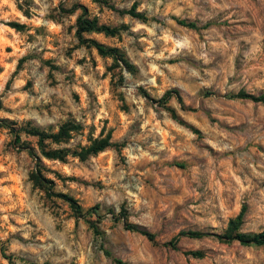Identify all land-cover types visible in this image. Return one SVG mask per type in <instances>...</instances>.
<instances>
[{"label":"rangeland","instance_id":"rangeland-1","mask_svg":"<svg viewBox=\"0 0 264 264\" xmlns=\"http://www.w3.org/2000/svg\"><path fill=\"white\" fill-rule=\"evenodd\" d=\"M43 2L51 4V0ZM225 2L216 0L214 5L212 0H192L190 6L187 0H163L157 6L155 0H60L46 12L45 19L52 22L47 27L22 23L11 8L4 7L0 15L11 18H0V25L4 26L0 31V264H39L31 250L33 245L23 237L22 220L33 230L32 240L37 242H44L47 230H51L48 235L57 237L71 232L76 241L103 237L130 253L144 252L148 264H237L249 250L264 255L260 246L226 240L223 235L227 226L201 227L208 219L210 202L217 205L215 211H231L235 207L234 189L240 184L249 191L244 193L238 231L259 233L252 231L247 221L264 211V105L230 97L240 92L253 96L264 92V29L256 35L251 31L257 23L253 9L264 13V3L228 0L229 7L225 8ZM133 4L147 21L116 11L127 10ZM142 5L147 6L141 10ZM81 8L97 25L116 31L112 35L89 32L78 40L75 21ZM16 9L29 21L38 18L43 10L34 0H16ZM178 9L182 10L179 17L175 15ZM165 15L175 21L170 28L173 34L188 35L192 41L193 46L182 49L179 56L171 54L172 45L162 38V30H156L155 36L146 30L153 23L163 27ZM178 22L191 23L194 28ZM10 23L20 28L14 29ZM137 24H144L145 28L133 31ZM90 41L116 49L130 66V75L120 61L97 54ZM32 44L34 48L26 47ZM148 52L153 56H148ZM161 53V59H155ZM151 63L168 67L162 68L163 75L154 76L149 70ZM88 76L91 80L85 79ZM48 89L55 90L49 94L55 103H32ZM173 90L179 101L173 94L164 100V94ZM145 97L154 103L138 119L134 118V112H141L140 102ZM86 100L93 102L95 110L85 112L81 119L78 113L84 111ZM167 108L174 111L175 118ZM58 110L69 119L41 126L32 117L36 112L42 119L54 118ZM128 118H133L129 127L135 135L123 139L121 132ZM65 122L77 127L65 142H43L46 150L66 151L60 160L44 157L37 138L25 133L36 129L54 134V128ZM14 134L18 135V143L14 142ZM103 139L117 147L78 156L93 141ZM146 139L157 145L152 154L158 160L134 169L128 167L126 171L143 180L156 207L170 208L168 215L174 222L161 224L158 231L143 230L126 207H122L119 217L110 207L105 212L108 206L97 198L101 189L107 187L105 175L114 167L113 162L117 161L116 167L125 164L123 149L133 140L147 149L150 145L145 144ZM113 148L117 150L115 154ZM35 170L48 181L44 188L51 194L72 198L81 215L75 216L63 199L48 196L34 186L29 176ZM224 215L220 212L221 219ZM123 222L149 233L152 240L125 230ZM182 232L204 236H179ZM168 242L173 246H166ZM17 244L24 245L27 251L16 248ZM100 250L114 264H129L103 243ZM190 252H199L200 256ZM61 260L62 257L56 259V264ZM43 264H53V258L45 257Z\"/></svg>","mask_w":264,"mask_h":264},{"label":"clouds","instance_id":"clouds-1","mask_svg":"<svg viewBox=\"0 0 264 264\" xmlns=\"http://www.w3.org/2000/svg\"><path fill=\"white\" fill-rule=\"evenodd\" d=\"M20 2L23 3V0H20ZM34 2L37 5H41L43 10L40 11L38 18L34 17L31 21H29L27 17H24L21 12L17 11L16 0H0V13H2L4 7L7 6L11 8L13 12L20 18V22L32 23L37 27H47L52 22L48 19H45L46 12L50 8H54L57 4H59L60 0H51V4L44 3L43 0H34ZM162 2L163 0H155V4L157 6L161 5ZM187 2L190 6L192 5V0H187ZM212 3L215 5L216 0H212ZM262 3H264V0H262ZM146 6L147 5H142L141 10ZM222 6L225 8L229 7L228 0H226ZM32 11L35 12L36 9L33 8ZM181 12L182 10L178 9L175 12V15L179 17L181 16ZM192 15L195 17V10L192 12ZM261 17H264V13H260L253 9V19L257 20L256 25H254V27L251 29L253 35L259 34L261 30L264 29V19H261ZM0 18L8 20L11 17L7 14H3L0 15ZM162 19L164 21L163 27L161 24L153 23L146 30L151 36L156 35V30H162L164 32V36L162 38L169 41L172 45L170 51L173 56H179L182 49H190L193 46L188 35H184L179 32L173 34V32L170 30L175 21L169 19L166 15L162 16ZM53 27L59 28L61 26L59 24H53ZM143 28H145L144 24H137L133 31ZM3 29L4 26L0 25V31ZM26 47L34 48L35 44L26 45ZM147 55L151 57L153 56V53L148 52ZM162 56L163 53H161L160 56H156L155 59L159 60ZM167 67V64L157 65L156 63H151L149 65V70L154 76L156 74L163 75L162 68ZM125 72L128 73V70L125 69ZM128 74L130 75V73ZM193 75H196V73H193ZM85 79L91 80V77L88 76L85 77ZM153 82L155 81L153 80ZM2 91L3 84H0V92ZM54 91V89H48L44 91L42 95H40L38 99H34L32 103L41 106L48 103H55V101H51L49 99V94L53 93ZM153 103L154 101H150L147 97H145L140 102L142 106L141 112H134L133 117L138 119L139 116L143 114V110L148 108L149 105ZM105 107H107V101H105ZM94 110L95 106L93 102L91 100H86L84 111L79 112L78 116L82 119L85 112L93 113ZM105 114L107 113L105 112ZM0 115H3V113H0ZM25 116L27 117V113H25ZM32 117H34L36 123L41 126L46 124L56 125L58 120L69 119L67 114L61 116L59 110L54 113V118L42 119L36 112L32 113ZM97 119H101V117H97ZM132 124L133 118H128L125 121L123 130L121 132V137H123V139L134 137V129L129 127ZM99 126L100 125H98V127ZM54 131L58 132L59 127L54 128ZM98 134L99 133H97V135ZM190 138L195 140V136H191ZM145 144H149L150 147L145 149V147H141L138 142L133 140L127 147L123 149L125 164L116 167L117 161L113 162L114 167L105 175L104 183L107 187H103L101 189L97 198L98 200L103 201L106 206H108L104 208L105 212H108L110 207L115 216L119 217L122 212V207H126L127 212L133 219L134 223H138L143 230L158 231L161 224L174 222V218L171 215H168L170 208L167 205L156 207L155 200L151 196L148 188L144 185L143 180L134 174L129 175L126 171V168L128 167H132L134 169L137 165H145L147 162L158 160V156L152 154V150L157 148V145L151 144L150 139H146ZM213 147H215V145H213ZM116 151L117 150L115 148L112 149L114 154ZM24 179L27 180L26 175ZM37 191H39V189H37ZM234 191L236 194L235 207L232 208L231 211H229L228 208L215 211L217 205L214 201L210 202L208 209V219L201 224V227H206L208 225L226 227L229 219H234L236 216L240 215L245 203L244 193L249 191V189L246 188L244 184H240V186L236 187ZM229 206H231V202H229ZM220 212L225 214L223 219L220 218ZM166 215H168L167 220L164 219ZM247 223L249 224V227L252 231L264 233V211L255 213L253 218L248 220ZM21 225L23 237L25 240L30 241V244L33 245L31 250L36 253L39 264H43V259L45 257L53 258V264H56V259L60 257H62L60 264H71L72 261H75V264H114V260L111 257L104 255V252L100 250V244L102 243L106 249L111 251L114 255H117L118 258L128 261L129 264H148V257L144 254V252H141L139 255L130 253L124 246L108 243L103 237H89L83 241H76L71 232H65L63 237H57L54 234L48 235L47 233L51 230H47L44 237V242L40 243L32 240L33 230L29 229L23 220L21 221ZM41 227H44L43 223H41ZM18 230L19 229H13V231ZM16 248H23L25 251H27L25 246L22 244H17ZM3 264H8V262L3 261ZM237 264H264V255L257 254L255 250H249L244 255V257L237 262Z\"/></svg>","mask_w":264,"mask_h":264},{"label":"trees","instance_id":"trees-1","mask_svg":"<svg viewBox=\"0 0 264 264\" xmlns=\"http://www.w3.org/2000/svg\"><path fill=\"white\" fill-rule=\"evenodd\" d=\"M109 7L111 8V6ZM81 9H82L81 14L76 18V21H75V36L77 37L78 40L82 39L83 34L89 33V32H102L105 35H112L116 31L115 29H110L106 26L97 25V23L94 20H91L86 17L85 9L84 8H81ZM116 11L120 14L128 15L129 17H132L140 21L148 20L146 16H144L143 14L135 10L134 4L131 5L130 8L127 10H116ZM178 23L180 25L194 28V25L191 23L189 24H184L183 22H178ZM9 25L14 29L20 28L19 25L14 24V23H10ZM89 43L92 45V47L96 50L97 54H99L100 56L111 57L115 61L116 60L120 61L125 69L130 68V66L125 62L122 56L118 55V52L116 49L105 48L94 41H90ZM172 94L174 95L175 99L179 101L178 93L176 90H173L172 92L170 91L166 92L164 94V100H168L170 97H172L171 96ZM230 97L237 98V99H248L252 102H258L264 105V92L257 96H253L250 94H245L243 92H240L239 94H236ZM167 111L170 113L172 118H175V113L172 109L167 108ZM76 128H77L76 125H74L73 123L65 122L59 126V131L55 132L54 134H44L42 132H39L36 129L25 130V133L37 138V145L39 146V150L44 157L48 159L60 160L63 158L64 152L66 151L65 150H50V149L46 150L44 148L43 142L45 140H49L51 143H55V144L65 142L69 138L70 132L74 131ZM13 137H14V142L18 143V140H19L18 135L14 134ZM110 147H117V145L109 143L106 139L93 141L86 149L79 152L78 156L84 157L86 155H95L103 151L104 149L110 148ZM29 179L34 186H37L40 189H43L44 192L48 196L54 195L55 197L63 199L68 204L69 209L73 212L75 216L81 215L79 205L72 198L64 196L62 194H51L47 187L45 188L43 187V184L44 183L47 184L48 181L42 178L38 171L35 170L34 172H32L29 176ZM91 211L92 209L88 210V212H91ZM242 213H243V210H241L239 216H236L234 219L229 220L227 229L223 235L224 238L226 240L237 241L239 244L244 245V246L254 245V246H260L264 249V233L244 234L238 231V227L241 223ZM122 226L125 230L137 232L143 235L147 240L149 241L152 240V235H150L149 233L145 231L139 230L136 226L132 224L123 222ZM93 228H94V232H96L97 231L96 228L95 227ZM179 236H186L189 238H200L204 236V234L198 233V232H182L179 234ZM165 245L173 246L172 242H168ZM190 254L195 257L200 256L199 252H190Z\"/></svg>","mask_w":264,"mask_h":264}]
</instances>
